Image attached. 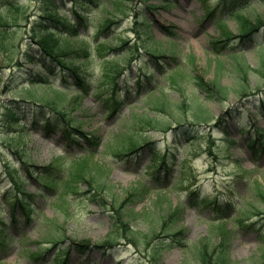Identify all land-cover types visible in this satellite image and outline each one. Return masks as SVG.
<instances>
[{"label": "rangeland", "instance_id": "rangeland-1", "mask_svg": "<svg viewBox=\"0 0 264 264\" xmlns=\"http://www.w3.org/2000/svg\"><path fill=\"white\" fill-rule=\"evenodd\" d=\"M13 1L15 4L10 6L6 16L10 25L4 30L9 39L12 38L9 40L12 61L9 62L6 52L0 54V218L8 222L11 202L17 195L14 189L7 190L12 187L8 168L12 172L20 169L22 175L23 168L29 163L50 165L67 172L66 164L80 158L90 148L83 141L72 140V135L65 130L67 124L63 119L57 127L49 126L46 130L43 128L45 125L42 127L34 123V100L27 102L20 95L27 73L37 77L44 72L37 62L51 61L42 55L33 59L28 57L29 49L35 46L30 36L31 28L43 26L42 12L46 8H55L54 2L62 8L59 14L65 11L72 14L74 2ZM168 1L103 0L101 8L89 12L91 18L88 25L92 26L79 33L86 32L90 36L93 45L88 53L92 54V59L89 57L87 60L84 56L86 42L81 40L82 37H78L82 49H79L78 43L74 48L81 50L75 56L78 59L76 63L86 61L81 70L88 74L89 79L92 77L94 89L86 86L88 91L81 98H77L74 92L67 96L61 93L57 97H64L61 101L69 119L78 121L77 126L82 124L85 132L101 136L104 146H100L95 158L99 165L109 168L108 180L105 175L101 179L106 184L108 182L111 193L106 189H94L86 182H75L72 194L65 198H53V195L44 198L38 193L35 204L41 213L37 212L35 218L26 224L19 216L17 230L10 231L0 242V264H52L54 256L66 249H69V264H153L155 249H161L156 264H211L213 253L218 250L223 253L224 249L228 250L229 264H260L264 244V210L259 209L262 205L253 194L255 189L253 191L251 185L258 182L264 188V131L259 135L256 131L257 127L264 129V116L261 115L264 99V55L261 52V47L264 48L261 46L264 43V27L260 25L256 29L259 31L255 30L252 37L244 38L237 20L228 11L239 8L256 20L263 14L264 7H261V0H254L255 4L250 6L243 3L246 0H227V9L218 8L217 0ZM82 9L86 10L85 13L89 11L86 5ZM212 10L215 12L211 14ZM145 17L150 24L146 23ZM106 19H121V22L107 28L101 36L97 27ZM109 37L107 46L121 45L129 51L126 57L120 58V55L116 62H110L111 66H115L112 72L117 75L120 98L124 101L112 118H106V109L120 98L109 97L112 91H104L103 85L98 87L105 69L101 66L97 47L103 38ZM226 37L225 41L212 45V42ZM122 40H127L125 45ZM145 46H153L159 57L153 58L146 53ZM117 55L115 52L114 56ZM47 65L53 66L55 74L51 76L56 84L64 85L66 78L73 82L68 69L54 68L55 64L51 62ZM217 79L222 86L221 92L209 85ZM24 85L28 83L24 82ZM74 86L71 84V88ZM127 87L128 90H125ZM36 89L39 94L47 93L43 87ZM244 89L247 95L242 94ZM48 91L53 96L56 94ZM157 97L161 100L166 98V101L155 103ZM6 103L17 110L20 119L28 122V127L7 123L11 116ZM47 112L52 113L49 109ZM195 112L201 117H195ZM151 117L162 126L175 125L178 118L185 124H194L188 126L193 128L194 133L186 141L192 142L193 152L187 154L175 150L180 159L191 160L198 155L193 161V175L184 173L186 181L178 179L180 167L184 165L180 166L183 160H176L167 186L151 188L150 183L157 186L151 167L153 157L169 153L164 143L166 139H171L170 135L151 127ZM225 130L229 133L224 134ZM131 139L153 142L151 147L140 153L135 171L128 170L134 161L132 154L118 162L112 147H105L109 144L123 145ZM232 140L236 142L230 143ZM157 145L161 149H153ZM38 172L36 170L33 178L27 177V182H24L28 192H37ZM193 187H196L199 196L192 191ZM130 197L136 198L132 205L128 204L125 208L133 210L134 215L131 221L125 220L131 222L130 230L140 242L124 237L125 231L118 229L121 225L115 223L118 215L113 211L114 203L126 205ZM199 197L213 201L206 205L200 203ZM180 201H184V205L175 215L174 209ZM228 201L231 208L226 213L228 221L224 222H228L230 229L227 233L230 234L229 240L226 237L223 239L222 230L226 227L220 225L223 224L220 221L223 212L222 208L216 207ZM17 210L20 214L21 211ZM44 218H49L47 229ZM53 231L61 235L62 242L57 246L46 243L48 233ZM23 234L25 237L20 239ZM110 234L117 236L113 241L116 247L109 251L107 247L96 246L108 241ZM148 234L149 239H146ZM0 235H3L2 231ZM201 240L204 243L200 247L197 244ZM74 242L90 243L91 247L80 249ZM38 243L45 248L51 246V250L36 259L31 252L37 250ZM202 254H206L205 262L201 259Z\"/></svg>", "mask_w": 264, "mask_h": 264}, {"label": "trees", "instance_id": "trees-1", "mask_svg": "<svg viewBox=\"0 0 264 264\" xmlns=\"http://www.w3.org/2000/svg\"><path fill=\"white\" fill-rule=\"evenodd\" d=\"M162 1V0H160ZM222 2H227V0H221ZM247 1V0H246ZM244 1V4L249 5L248 1L246 2ZM15 1H9V7H5L2 9V11L0 12V54L6 52L8 55V60L11 59L10 57V52L12 50V46L11 43L9 42V40H12V38L9 39V35L7 34V31H4L5 29L9 28L10 22L7 20V15L9 14V9L10 6L14 4ZM264 2V1H262ZM1 3L5 4V0H0V5ZM55 3V2H54ZM79 4L81 5H85V1L84 0H79L78 1ZM92 3L93 6H95L96 10L98 8L102 7L103 1L102 0H89V4L91 5ZM246 5V6H247ZM243 7H245V5H243ZM92 8V7H91ZM90 8V9H91ZM60 8H58L57 2L55 3V8H46L44 9V22H41V24H43V26H33L31 28V38L33 43H35V47L29 49L28 51V57H30L31 59H33L34 57H36L37 54H41L43 55V57L50 59L51 63H54L55 65H60L62 67V69H68L69 71H71L76 80V85H78L80 88H75L77 89V93L81 94L83 93V88L85 86H88V83L90 81V79L88 78V75L86 76V74H82L80 68L86 63V61H82V63H76V61L78 60L77 58H75V56H77L76 54H78L81 50H76L75 44L78 43L79 44V40L78 37H82L83 39H81L82 41H85L86 44L84 45V56L86 57L87 60H89V57H91L90 59H92V54H89V50L91 49V46L93 45L92 42L88 39L86 34H78V30L82 27V26H88V23H84V21L86 20L83 16H78L77 19V23L74 24L73 22L75 21V19L71 18L70 14H63V15H59V10ZM77 10H80L77 8ZM242 9L239 10V8H237L236 10L231 9L230 12L233 16H235L239 22V27L241 29V31L243 33H246L247 35H250L251 32H255V30L261 25L264 26V13L261 16H258L256 20H254L250 15H246L243 12H241ZM254 21H256V24H254ZM70 22H72V27L69 29V27L67 26V24H69ZM84 23V24H83ZM107 26V24H105V26L102 24L101 28L99 29V31H101L103 28L105 29ZM257 31V30H256ZM249 37V36H248ZM13 42V41H11ZM221 43V40H216L213 42V46H216L217 44ZM80 45V44H79ZM107 44H100L97 47L98 53H100V56H102L103 53L102 51L104 49L107 50L108 49H112L111 47H107ZM261 46H264V43L261 44ZM82 49L81 45L80 48ZM261 49H263L262 54L264 55V48L261 47ZM115 50V49H113ZM121 51V50H120ZM148 53L150 55L157 56L156 50L153 49L152 47L147 49ZM108 50L106 51L107 54ZM261 54V55H262ZM122 56L120 58L125 57L126 55H128L127 53H122ZM124 55V56H123ZM119 58V59H120ZM113 59V58H112ZM110 59L108 58L107 62H109ZM48 61H44L40 60L39 65L41 67H44L45 70V74L43 73H39L37 74V77H35L34 75H32L29 79L31 81V84L28 86L23 87L25 89L24 93H25V97L28 98H36L37 93H34L33 90H35V87L38 86H54L55 82L53 80V77L51 76L53 66H49L47 65L49 63ZM105 67L107 69V76L105 77H111L110 76V71L113 69V67L106 63ZM111 69V70H109ZM52 70V71H50ZM109 71V72H108ZM217 80H213L209 83L210 87H214L218 92H221V88L222 86H220V82ZM199 81V80H198ZM200 83L203 82V79L200 78ZM83 86V87H82ZM110 87L112 89H114L115 85L113 81H110ZM62 91H64L65 93H68V91L70 90V88L66 87H61L60 88ZM245 92V89L242 90V93ZM30 95V96H28ZM45 97L42 96L40 98V101L45 102ZM39 100V99H38ZM52 104H51V108L55 111L54 115L55 118L48 116L45 121H47V126L48 125H52L54 127H56L57 122H55L56 119L61 118V116L64 118V111L61 109V107L56 103V101L51 100ZM51 103V102H50ZM262 107L263 109L261 110V115H264V103L262 102ZM41 112H43V115H48L45 114L43 109L41 110ZM61 113V114H60ZM15 116V114H14ZM60 116V117H59ZM37 119H39V115H37ZM177 124H179V126L174 127L173 129H176V131L181 130L182 128H185V125L182 124L181 121H179ZM157 125V124H155ZM169 126V125H167ZM163 129H167V128H163ZM181 132V131H180ZM186 132V130L184 131ZM146 142V141H145ZM94 152H90V154H93ZM90 156H87L85 158H83V160L80 162V165L74 163L71 166V169L69 170V174L68 176L65 177H60V176H54V177H48L46 174L41 173L40 177H41V182L43 183L44 186H50L53 188V191H57L59 189V185L61 183L65 184L66 186H69V183L71 180H74L76 178H78V180H84L87 183H89L91 186L92 185H96L99 189H107L109 188V185L106 184L102 179L101 176L108 175V169L105 167L100 166L99 164H97V162L95 163H91L90 161ZM29 166H32L29 164ZM27 166L26 169L29 173H32V170L30 169V167ZM80 166V168L78 170H76V167ZM43 167H40V169H42ZM17 176H12V181L14 183V185L17 188V193H21L24 195H29L21 186L20 184H18L17 181ZM21 178V177H20ZM255 189V192L258 193V195L261 197V202L263 203V208H264V189L259 185L256 184L255 188L253 187V190ZM42 191V189H41ZM62 193V195L64 194L63 192H60V194ZM18 195H16L17 197ZM13 208H15L16 206L18 208H20L23 211L24 217L26 218L27 222L32 221V216L34 214V206L32 205L31 201L25 199H21L19 197L16 198V201L12 204ZM113 210L117 213L116 217V221L121 225L122 229L125 231L124 236L132 239L134 242H140V239H138L135 235V233L130 230V226H129V222H127L125 219H128L130 217H132L134 215V211L131 209H127L125 208V206L123 205V203H114V207ZM174 211H178V209H174ZM178 212L174 213L175 215H177ZM124 215V216H122ZM15 218L12 220V223H16L15 222ZM0 222L2 223V225L6 228V223L5 220H0ZM15 225V224H14ZM13 225V226H14ZM2 229L3 231L6 229ZM1 230V231H2ZM155 232V231H154ZM49 236V240L48 242H52L54 243H58L59 237L55 234V233H48ZM224 237H226V239H229V235H223V239ZM149 237L147 236L146 239H148ZM201 244H203V241L201 242ZM201 247V246H200ZM45 250H47V248H45V246H43V244L41 246H39V248L37 250H35L33 253L39 257ZM161 249H155V251H153V260L155 263L156 257H158V255L161 253L160 251ZM199 250H201V248H199ZM225 252V251H224ZM202 253V252H201ZM226 253H221L219 252V250L217 251V253H213V262L211 264H228V259L226 257ZM62 254H57L56 255V259L57 260H61L62 264H67V259L66 258V254L63 256H61ZM201 259L203 260V262H205L206 259V254H202L201 255ZM56 262V261H55ZM264 264V261H263Z\"/></svg>", "mask_w": 264, "mask_h": 264}, {"label": "bare ground", "instance_id": "bare-ground-1", "mask_svg": "<svg viewBox=\"0 0 264 264\" xmlns=\"http://www.w3.org/2000/svg\"><path fill=\"white\" fill-rule=\"evenodd\" d=\"M104 26H105V24H107V26H106V28H110V27H112L113 25H114V21H110L109 19L108 20H106V21H104L103 23H102ZM101 24V25H102Z\"/></svg>", "mask_w": 264, "mask_h": 264}]
</instances>
